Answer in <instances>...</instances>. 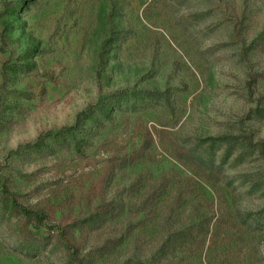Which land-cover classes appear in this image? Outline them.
<instances>
[{"label":"rangeland","instance_id":"1","mask_svg":"<svg viewBox=\"0 0 264 264\" xmlns=\"http://www.w3.org/2000/svg\"><path fill=\"white\" fill-rule=\"evenodd\" d=\"M263 208L264 0H0V264L151 262L193 225L196 264H264Z\"/></svg>","mask_w":264,"mask_h":264},{"label":"trees","instance_id":"2","mask_svg":"<svg viewBox=\"0 0 264 264\" xmlns=\"http://www.w3.org/2000/svg\"><path fill=\"white\" fill-rule=\"evenodd\" d=\"M125 97L124 93H118L116 95H114V97L112 96L113 99H118V100H122ZM157 97V95H155L152 92H138L135 95V99H151V98H155ZM112 99V100H113ZM109 102V101H107ZM94 112V111H93ZM91 111V106H88L87 108H85L82 112H80L77 115L76 118V123L79 124L81 119L82 120H90V117L94 114ZM96 113L98 114H102L100 109L95 110ZM78 127H71L69 130L74 131L76 130ZM228 138L227 137H219V138H211L208 137L207 139H205L206 142H209L210 144L216 143V142H227L229 144L227 150L224 153V157L229 156L230 154H232V150L234 149L233 143H229L228 142ZM231 140H236V138H233ZM208 166V165H206ZM208 171H212L213 166H208ZM255 191L260 192L261 188L257 187L255 189ZM10 207L9 209L12 210V212H14V214L22 219L25 220L26 222H30L33 223L36 227H41V226H46L47 229L52 230L53 231V226L49 225L47 223V220L49 219V215L46 214L43 210H34V209H30L27 207H23L21 205H17L13 200H10ZM9 204V203H8ZM107 212V211H105ZM264 213V208L259 212V214L257 215V217L255 219H252L251 217L248 219V221L244 222V226L246 228H251L253 226L255 227H259L260 229L263 228V222H264V216H261V214ZM260 215V216H259ZM249 222V223H248ZM205 236V233H200L197 225H193L191 227H189L186 231L185 230H181V231H177L171 235H169L166 240L163 242L161 248L158 250V256L159 258L157 260L151 261V262H146V261H141V260H136V261H128L124 264H164L163 261L164 260H168L166 264H196V262L194 261L196 257H194L193 259L189 258L187 256V253L190 250H194V252H201L202 249V241L201 239ZM50 237H47L44 239L43 242H46L49 240ZM38 242H40L41 240H37ZM15 243L18 244V246L22 247V243H19L18 240H14ZM28 242L30 244H41V243H36V241H32L30 239H28ZM43 244V243H42ZM37 246H33L32 249H37ZM28 251H30L28 249ZM191 252V251H190ZM172 255L171 258H176L177 262L176 263H172V261H170V259L167 257V255ZM195 255V254H194ZM199 256V255H198ZM186 258V259H185Z\"/></svg>","mask_w":264,"mask_h":264}]
</instances>
